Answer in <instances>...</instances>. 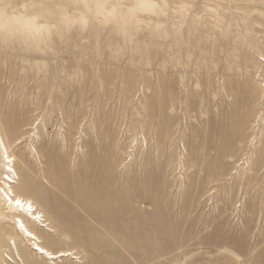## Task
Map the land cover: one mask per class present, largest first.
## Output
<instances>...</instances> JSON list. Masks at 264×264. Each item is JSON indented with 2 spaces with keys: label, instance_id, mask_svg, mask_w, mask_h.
<instances>
[{
  "label": "rangeland",
  "instance_id": "1",
  "mask_svg": "<svg viewBox=\"0 0 264 264\" xmlns=\"http://www.w3.org/2000/svg\"><path fill=\"white\" fill-rule=\"evenodd\" d=\"M0 135V264H264V0H0Z\"/></svg>",
  "mask_w": 264,
  "mask_h": 264
},
{
  "label": "bare ground",
  "instance_id": "2",
  "mask_svg": "<svg viewBox=\"0 0 264 264\" xmlns=\"http://www.w3.org/2000/svg\"><path fill=\"white\" fill-rule=\"evenodd\" d=\"M1 138L2 137L0 135V139ZM7 158H9V156ZM8 161L10 163L11 159H9ZM6 170L8 172H12L13 168L10 164H8ZM7 181L15 183L14 180L10 179L9 177L7 178ZM7 194H8V197H9V200L11 201V203L13 205H15L22 212H24V213L28 212L31 215L30 216L31 218L37 219L39 216H41L40 211H38L37 207H35V204L30 199L25 198V197L17 194L16 192L11 193V194L7 193ZM25 230H27V235L29 237H31L32 239L38 240L37 242L33 243V244H35V247L33 249L37 250V253H39L40 255L45 254V257H47L49 259H56L58 257L71 254V252L55 253V252L50 251L49 249H46L40 243L41 241H40L39 237H37L32 231H29L28 228H26Z\"/></svg>",
  "mask_w": 264,
  "mask_h": 264
}]
</instances>
